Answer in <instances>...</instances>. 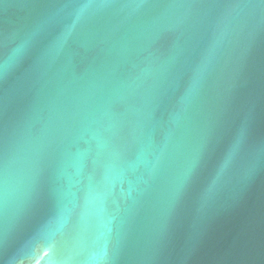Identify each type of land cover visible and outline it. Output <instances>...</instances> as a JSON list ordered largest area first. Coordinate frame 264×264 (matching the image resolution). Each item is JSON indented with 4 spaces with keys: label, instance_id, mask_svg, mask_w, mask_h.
Masks as SVG:
<instances>
[{
    "label": "water",
    "instance_id": "water-1",
    "mask_svg": "<svg viewBox=\"0 0 264 264\" xmlns=\"http://www.w3.org/2000/svg\"><path fill=\"white\" fill-rule=\"evenodd\" d=\"M0 264H264V0H0Z\"/></svg>",
    "mask_w": 264,
    "mask_h": 264
}]
</instances>
